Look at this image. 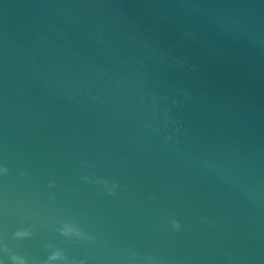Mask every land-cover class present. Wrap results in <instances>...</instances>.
Instances as JSON below:
<instances>
[{
	"label": "water",
	"instance_id": "water-1",
	"mask_svg": "<svg viewBox=\"0 0 264 264\" xmlns=\"http://www.w3.org/2000/svg\"><path fill=\"white\" fill-rule=\"evenodd\" d=\"M0 167V264H264V0H0Z\"/></svg>",
	"mask_w": 264,
	"mask_h": 264
},
{
	"label": "clouds",
	"instance_id": "clouds-1",
	"mask_svg": "<svg viewBox=\"0 0 264 264\" xmlns=\"http://www.w3.org/2000/svg\"><path fill=\"white\" fill-rule=\"evenodd\" d=\"M8 171L9 170L6 167H0V174L6 175L8 173ZM82 179L87 181L89 178L87 176H85V177H82ZM105 182H108V181H105ZM96 183L99 184L100 181H96ZM49 186L51 187L53 185L50 183ZM116 187H118V185L113 184L112 188L108 190L110 195L114 194V189ZM66 227L68 230H63V229L60 230L61 234L64 236L71 235L72 231H75L77 234H79V232L81 231V229H79L76 225H73V224H67ZM173 227L176 228L177 230H179V228H180L179 222L173 221ZM31 235H32L31 229H28V228H23V229L17 230L14 233V237L17 239L29 238ZM49 247H51V246H49ZM3 250L5 252L10 251L7 248V246H5ZM10 260H11V264H28L25 257L17 255L15 253L10 254ZM56 261H61L62 264H74V262H70L68 257L64 254V252L62 250H59V249L51 252V254L47 257L45 264H55Z\"/></svg>",
	"mask_w": 264,
	"mask_h": 264
}]
</instances>
